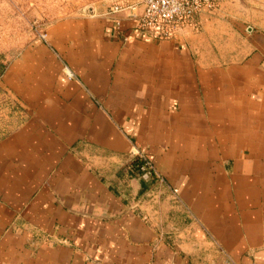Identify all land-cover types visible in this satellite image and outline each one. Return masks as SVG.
<instances>
[{
  "label": "crops",
  "instance_id": "1",
  "mask_svg": "<svg viewBox=\"0 0 264 264\" xmlns=\"http://www.w3.org/2000/svg\"><path fill=\"white\" fill-rule=\"evenodd\" d=\"M92 1L1 73L26 118L0 138V264H264V0L170 39Z\"/></svg>",
  "mask_w": 264,
  "mask_h": 264
},
{
  "label": "rangeland",
  "instance_id": "2",
  "mask_svg": "<svg viewBox=\"0 0 264 264\" xmlns=\"http://www.w3.org/2000/svg\"><path fill=\"white\" fill-rule=\"evenodd\" d=\"M92 0H0V138L26 118L24 105L2 81L6 64L31 40L44 39L45 28L61 17L90 13Z\"/></svg>",
  "mask_w": 264,
  "mask_h": 264
},
{
  "label": "built area",
  "instance_id": "3",
  "mask_svg": "<svg viewBox=\"0 0 264 264\" xmlns=\"http://www.w3.org/2000/svg\"><path fill=\"white\" fill-rule=\"evenodd\" d=\"M217 0H134L127 3H115L110 6L108 13L116 15L123 13L138 31L147 33L154 38L170 39L180 26L191 20L204 9L214 8ZM119 24V22H117ZM126 39V38H124ZM67 74H70L67 71ZM130 156L138 161L131 162L129 169L138 172L145 182L164 184L165 179L160 174L153 161L145 152L135 150ZM174 197L178 188H171ZM219 264H235L230 258H224Z\"/></svg>",
  "mask_w": 264,
  "mask_h": 264
},
{
  "label": "trees",
  "instance_id": "4",
  "mask_svg": "<svg viewBox=\"0 0 264 264\" xmlns=\"http://www.w3.org/2000/svg\"><path fill=\"white\" fill-rule=\"evenodd\" d=\"M134 161H135V162H134L135 164H136V163H138V161H137V160H134Z\"/></svg>",
  "mask_w": 264,
  "mask_h": 264
}]
</instances>
